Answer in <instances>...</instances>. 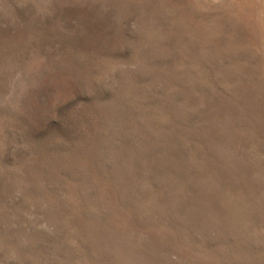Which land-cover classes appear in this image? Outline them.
I'll return each mask as SVG.
<instances>
[{"label":"rangeland","instance_id":"1","mask_svg":"<svg viewBox=\"0 0 264 264\" xmlns=\"http://www.w3.org/2000/svg\"><path fill=\"white\" fill-rule=\"evenodd\" d=\"M0 264H264V0H0Z\"/></svg>","mask_w":264,"mask_h":264}]
</instances>
